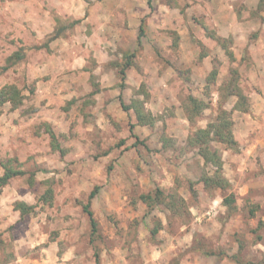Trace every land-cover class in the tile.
<instances>
[{"label": "rangeland", "instance_id": "374dc122", "mask_svg": "<svg viewBox=\"0 0 264 264\" xmlns=\"http://www.w3.org/2000/svg\"><path fill=\"white\" fill-rule=\"evenodd\" d=\"M6 85L0 176L24 173L1 189L0 264H264V0H0ZM222 114L217 164L195 137Z\"/></svg>", "mask_w": 264, "mask_h": 264}, {"label": "trees", "instance_id": "16d2710c", "mask_svg": "<svg viewBox=\"0 0 264 264\" xmlns=\"http://www.w3.org/2000/svg\"><path fill=\"white\" fill-rule=\"evenodd\" d=\"M89 1V0H88ZM79 20H74L73 23H77ZM146 34V29L144 26V20H142L140 26H139V33H138V38H137V46L140 47L142 45V38ZM59 35V31L57 30L52 38H56ZM24 53L21 50H17L13 52L10 56H8L6 60V64L2 67L3 70H6L10 68L13 64H15L17 61L21 60L24 57ZM136 55V51L133 52L132 54H128L126 56V62L123 64L121 67L120 74H121V87H124V80L126 77V69L131 65L132 58ZM194 99V98H192ZM119 100L121 102L122 107L125 110H129L130 106L126 105L122 93L119 95ZM10 101L13 105L14 108H17L19 104L22 102V95L21 91L18 87L15 85H6L3 87V89L0 90V104H4L5 102ZM140 118V116H139ZM232 123L230 122L229 118L226 117V115L222 114L219 117L216 118V121L211 123L209 125V129L201 130L198 134V137H195V140H197V144L201 149L202 154L209 159V161H213L217 164H219L221 157L218 153L217 150L213 149L210 146V142L214 139L220 140L222 142H230L231 145L236 144L235 140H233V134H232ZM134 125H131V131L133 129ZM133 133V132H132ZM52 135L55 139L54 143H57V137L56 135L52 132ZM133 135L138 139V136L133 133ZM194 139V137H193ZM54 141V140H53ZM137 143L134 144L136 146ZM59 146V145H58ZM5 172L3 175L0 176V193L2 187H4L6 184L9 183L10 179L13 178L16 175L24 173L22 170H14L12 166L5 164ZM209 180L214 181L215 179L213 177H209ZM214 179V180H213ZM100 189V186H96L89 195L88 201L83 205L84 211L88 214L89 216V221L91 224V229H92V234L96 233L98 231V222L95 218L94 212L91 208L92 205V199L98 194V191ZM48 190V192H50ZM166 193L158 189L155 192L151 193H144L141 195V199L149 206L155 205L156 202L161 201L162 197H164ZM182 200V201H181ZM180 201L183 203L184 206H186V201L183 198H180ZM224 204L230 208V209H235L236 204H235V199L233 195L229 194L224 196L223 199ZM175 205V204H173ZM34 205L28 204L27 202H17L16 204V209H19L22 214H27L31 212L34 209ZM170 208L172 206L169 205ZM158 228L153 231V233H157ZM99 264V262H97Z\"/></svg>", "mask_w": 264, "mask_h": 264}, {"label": "crops", "instance_id": "0c3cea01", "mask_svg": "<svg viewBox=\"0 0 264 264\" xmlns=\"http://www.w3.org/2000/svg\"><path fill=\"white\" fill-rule=\"evenodd\" d=\"M88 21H90V19H89ZM88 21H87V22H85V23H88Z\"/></svg>", "mask_w": 264, "mask_h": 264}]
</instances>
